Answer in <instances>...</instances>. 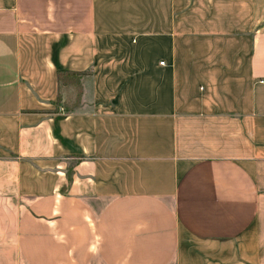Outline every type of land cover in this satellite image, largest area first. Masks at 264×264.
I'll use <instances>...</instances> for the list:
<instances>
[{
	"label": "crops",
	"instance_id": "1",
	"mask_svg": "<svg viewBox=\"0 0 264 264\" xmlns=\"http://www.w3.org/2000/svg\"><path fill=\"white\" fill-rule=\"evenodd\" d=\"M0 264H264V0H0Z\"/></svg>",
	"mask_w": 264,
	"mask_h": 264
},
{
	"label": "trees",
	"instance_id": "2",
	"mask_svg": "<svg viewBox=\"0 0 264 264\" xmlns=\"http://www.w3.org/2000/svg\"><path fill=\"white\" fill-rule=\"evenodd\" d=\"M91 73V69L86 70H71V69H59L58 70V81H59V102L62 99L60 90L63 86L74 85L78 88V100L81 98L82 94V78Z\"/></svg>",
	"mask_w": 264,
	"mask_h": 264
},
{
	"label": "rangeland",
	"instance_id": "3",
	"mask_svg": "<svg viewBox=\"0 0 264 264\" xmlns=\"http://www.w3.org/2000/svg\"><path fill=\"white\" fill-rule=\"evenodd\" d=\"M74 86V85H73ZM66 86V87H63V91H66L64 93H66V95H70L71 96V101H73V99L76 97V95H78V88L76 86Z\"/></svg>",
	"mask_w": 264,
	"mask_h": 264
},
{
	"label": "built area",
	"instance_id": "4",
	"mask_svg": "<svg viewBox=\"0 0 264 264\" xmlns=\"http://www.w3.org/2000/svg\"><path fill=\"white\" fill-rule=\"evenodd\" d=\"M161 62L164 63V60H162Z\"/></svg>",
	"mask_w": 264,
	"mask_h": 264
}]
</instances>
